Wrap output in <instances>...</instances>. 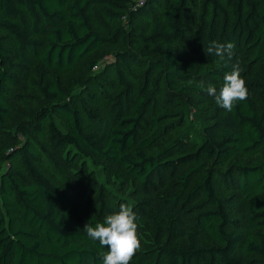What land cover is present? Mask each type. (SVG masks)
Listing matches in <instances>:
<instances>
[{"label":"trees","instance_id":"trees-1","mask_svg":"<svg viewBox=\"0 0 264 264\" xmlns=\"http://www.w3.org/2000/svg\"><path fill=\"white\" fill-rule=\"evenodd\" d=\"M113 3L115 0H0V125L11 126L14 117L7 97L10 87L28 80L32 70L45 100L18 145L9 149L0 141V162L20 159L30 176L28 179L17 170H9L0 177V264H102V254L108 250L90 239L84 226L103 222L121 203L113 204L108 187L89 178L78 164L62 168L65 180L60 183L49 181L33 163L39 152L46 157L53 154L61 166L70 156L93 160L111 168L125 189L133 181L146 195L166 184L169 177H176L184 163L205 155L209 166L189 195L202 199L195 204L197 211L191 221L214 244L200 246L193 235L189 245L175 247L159 236L157 263L166 258L169 264H246L237 250L264 256V163L250 164L236 158L249 149L264 151V109L257 108L252 92L254 88L264 92V0H171L164 22L156 23L144 37L146 46H153L158 55L151 61L149 73L157 74L156 81L164 77L180 94L191 90L215 98L205 91L207 85H214L218 94L225 75L236 64L235 57L245 50L250 51L249 60L259 65L256 76L246 80L247 99L206 126V139L195 152L184 155H177L186 145L183 137L150 152L151 138L140 136L153 93L145 94L148 77L133 109L125 113L119 106L113 126L100 133L84 129L82 112L74 108V99H68L58 77L48 75L52 70H70L103 42L116 40L121 29L98 31L88 14L89 7L110 12ZM150 3L148 6L157 0ZM137 10L144 11L142 7ZM213 41L234 43L232 59L221 61L206 55L204 49ZM124 54L120 52L125 61L133 56ZM119 78L124 86L120 97L130 101L132 86L122 73ZM178 81L188 84L177 85ZM58 114L67 118L68 131L56 121ZM88 115L95 117L92 111ZM164 115L159 113L154 119ZM42 138L49 149L39 140ZM199 167L201 164L180 174L181 190ZM217 180L244 195L247 220L254 231L243 235L232 228ZM164 199L171 207L164 209V215L162 210L152 214L155 208L148 199L133 206L139 214L153 215L158 229H167L173 236L184 225L182 215L174 210L180 194Z\"/></svg>","mask_w":264,"mask_h":264},{"label":"rangeland","instance_id":"rangeland-1","mask_svg":"<svg viewBox=\"0 0 264 264\" xmlns=\"http://www.w3.org/2000/svg\"><path fill=\"white\" fill-rule=\"evenodd\" d=\"M150 2L151 0H115V3L110 7V12L100 7H89L88 14L96 30L112 33L121 29V33L117 35L116 40L103 42L99 49L70 70H52L48 75L49 77H58L68 92V99H74V108L82 112L84 129L100 133L108 132L113 126L119 106L122 105V110L125 113L133 109L141 96L140 87L147 84L148 77L149 85L145 94L151 90L153 93L145 109V121L142 123L140 136L151 138L150 152H156L178 137H183L186 140V145L177 155H184L195 152L198 145L206 139L205 127L214 124L218 117L228 114L229 111L217 105L215 98H208L191 90L180 94L167 83L164 77H160L156 81L157 74L149 73L151 61L157 59L158 55L153 50V46H146L144 37L152 32L156 23L164 22L165 11L171 0H157V3L148 6L151 4ZM139 7L143 8L142 13L137 10ZM133 16L136 18L133 19ZM183 47L186 49L188 46L183 45ZM120 52L123 54L130 52L133 56L125 61L121 58ZM249 55L250 51L245 50L235 57L245 81L254 78L259 67L257 63L249 60ZM119 73H122L132 86L133 96L130 101L122 100L120 97L124 86L119 78ZM36 78L35 71L32 70L28 80L10 87L7 97L14 108V117L11 126L0 125V141L5 143L9 149L20 143L23 134L26 133L25 128L33 122L34 113L45 102L35 83ZM181 84L188 83L177 82V85ZM252 92L255 105L262 111L264 109V92L255 88L252 89ZM88 111H92L95 117H90ZM159 113L165 115L159 120H155L154 118ZM56 121L64 131L69 130L68 120L64 115H56ZM159 125L162 128L153 134V130ZM18 129H20L19 133ZM18 134L20 135L18 136ZM39 140L48 149L50 148L44 138ZM236 158L250 164L264 163V151L261 148L249 149L239 153ZM69 159L65 161V165L61 166L53 154L46 157L42 152H39L33 163L53 183L65 180V170L62 168L66 169L72 164H78L82 167H79V170L84 169L90 174L89 178L100 180L108 187L111 196H113L111 198L113 204L121 203L132 206L137 216L141 247L130 264H169L166 258H162L160 263H157L156 243H159V236L162 238V242L170 240L175 247L189 245L193 235L200 246L214 244L206 233L195 229L191 221L192 214L197 211L195 204L201 202L202 199L189 198V195L192 187L200 182L209 166L210 160L205 155L184 163L180 166L176 177H169L166 184L150 195L142 193L139 186L133 181H130L125 189V186L120 184L113 175L111 168L107 169L90 159L74 156H70ZM9 162L7 159L0 162V177L3 172L17 170L24 177L30 178L20 159L10 162L11 166L8 165ZM199 164L201 167L191 174L186 189L181 190L180 179H178L180 174ZM216 166L218 165L215 164L214 167ZM216 184L220 194L225 198L227 215L232 219V228L243 235L254 231L247 220L244 195L220 180H217ZM176 194H180V200L174 210L182 215L184 225L181 226L180 233L173 236L167 229H158L153 215L139 214L133 206V203L148 199L155 208L152 214L162 210V215H164V209L170 207L164 198ZM184 200H186L185 203ZM236 252L241 255L246 264H264V256L245 255L240 250Z\"/></svg>","mask_w":264,"mask_h":264},{"label":"clouds","instance_id":"clouds-1","mask_svg":"<svg viewBox=\"0 0 264 264\" xmlns=\"http://www.w3.org/2000/svg\"><path fill=\"white\" fill-rule=\"evenodd\" d=\"M235 45L232 42L227 44L211 42L206 49V55L219 57L221 61L231 60L234 55ZM232 71L224 77V83L219 93L214 85H207L205 91L215 97L217 105L227 111H232L233 107L248 97L246 81L241 76L239 63L232 65ZM200 87H204L203 81ZM84 231L88 237L98 241L102 248H107L103 253L102 264H130L135 254L141 247L138 236L137 216L132 206L121 204L119 210L107 215L103 222L94 225L89 222L84 226Z\"/></svg>","mask_w":264,"mask_h":264},{"label":"built area","instance_id":"built-area-1","mask_svg":"<svg viewBox=\"0 0 264 264\" xmlns=\"http://www.w3.org/2000/svg\"><path fill=\"white\" fill-rule=\"evenodd\" d=\"M9 165V164H8Z\"/></svg>","mask_w":264,"mask_h":264}]
</instances>
